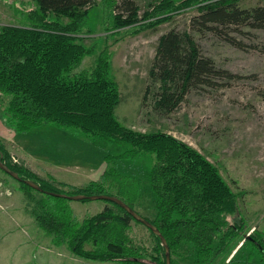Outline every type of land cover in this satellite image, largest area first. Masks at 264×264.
I'll return each mask as SVG.
<instances>
[{"label":"trees","instance_id":"obj_1","mask_svg":"<svg viewBox=\"0 0 264 264\" xmlns=\"http://www.w3.org/2000/svg\"><path fill=\"white\" fill-rule=\"evenodd\" d=\"M98 1L33 0L34 5L24 11L20 21L0 24V113L7 126L27 131L53 123L90 138L104 136L129 142L132 148L125 156L154 153L156 161L149 175L155 216L147 217L131 201L119 198L162 232L170 247L171 264L186 261V244H191L195 254L189 264H249L251 261L242 255L246 247L250 259L259 254L258 264H264V232L255 229L248 236L244 220L232 219L238 211L239 194L215 163L168 132L140 131L118 119L116 109L122 96L117 80L110 76L111 55L106 48L97 52L94 46H86L85 35H81L85 28L92 32L88 18ZM101 1L109 15L105 32L114 36L123 29L133 33L156 28L196 3L201 4L190 26L201 33L210 31L241 47L232 31L264 29V4L243 8L239 0H159L139 16L141 7L135 0ZM90 55L95 56L94 64L77 70ZM151 76L161 83L155 105L162 114L169 113L190 89L224 86L242 77L203 54L192 34L175 29L159 37ZM11 149L0 140V158L23 179L34 180L43 188L39 191L20 181L24 195L34 201V220L53 236L55 244L66 243L74 255L85 259L166 264V248L160 236L119 204L107 200L103 210L79 219L66 202L69 199L47 192L109 194L107 174L101 181L71 185V191L64 192L54 184V176L41 177L12 162ZM36 192L45 196L37 197ZM134 224L144 234L137 233Z\"/></svg>","mask_w":264,"mask_h":264},{"label":"rangeland","instance_id":"obj_2","mask_svg":"<svg viewBox=\"0 0 264 264\" xmlns=\"http://www.w3.org/2000/svg\"><path fill=\"white\" fill-rule=\"evenodd\" d=\"M7 1H0V22H7L3 24H15V20L20 21L34 5L33 0ZM135 1L141 7L139 16H143L144 12L159 0ZM200 4L196 3L188 9H183L156 28H146L133 33L131 29H123L120 34L114 36L105 32L109 15L106 6L99 0L89 13L88 28L92 32L88 33L85 28L81 35H85L83 43L86 46H94L97 52L106 48L111 55L110 76L117 80L122 96L116 109L120 122L140 131L168 132L192 145L215 163L232 189L239 194L238 211L232 219L237 222L244 220L249 236L255 229L264 232V29L246 27L244 30L248 33L232 31L231 35L241 42V47L219 38L210 31L201 33L190 26L191 19L198 14ZM259 4H264V0H239V5L243 8ZM171 29L192 34L203 54L213 58L219 67L230 69L242 77L224 86L190 89L169 113L162 114L155 105L161 83L152 78L151 68L159 37ZM94 61L95 56H87L77 70L90 68ZM1 107L0 105V109ZM0 140L6 148L15 149L10 152L12 162L23 164L30 169L23 161V153L33 160V169L45 173L39 174L41 177L55 176L57 182L54 184L61 186L59 189L64 192L71 191V184L62 186L59 180L87 183L93 179L101 181L104 174H107V179L110 178V184L107 186L109 195L131 201L133 206L147 217L155 216L149 175L156 161L154 153L143 152L135 156H125L124 153L132 148L129 142L104 136L91 139L53 123L39 125L27 131H16L7 126L1 113ZM71 166L81 167V173H69L67 176L63 170ZM107 171L111 172L108 174ZM0 174L20 187L21 182L1 168ZM37 181L40 179L37 178ZM0 194L11 193L7 189L0 190ZM35 195L45 196L42 192H36ZM53 202L55 203L54 200ZM66 202L73 206L83 204L82 215L77 210L74 212L78 217L97 213L108 203L105 199H69ZM25 224V231L18 237H31V245L28 249L22 246L19 250H14V254H10L8 264H21L19 260L22 257L26 259L25 264H35L37 260L40 262L39 257H33L30 251L31 248H37L36 245H40L39 249L69 255L67 244L55 245L53 236L44 232L34 218L31 223L26 219ZM137 227L139 226L134 224L135 231L144 234ZM249 251L246 247L242 252V255L246 256L245 261L258 264L259 254H254L250 259ZM183 254L186 255V261H181L180 264H189L195 256L191 244L185 245ZM70 256V259H67L55 254L54 261H48L46 264H122L82 259L74 257L72 252ZM6 260L5 258L4 262Z\"/></svg>","mask_w":264,"mask_h":264},{"label":"crops","instance_id":"obj_3","mask_svg":"<svg viewBox=\"0 0 264 264\" xmlns=\"http://www.w3.org/2000/svg\"><path fill=\"white\" fill-rule=\"evenodd\" d=\"M5 1H7V0H5ZM25 1H27V0H25ZM7 2H9V1H7ZM12 9L14 11V8H12ZM15 22H16V20H15ZM3 23H7V22H0V24H3ZM72 131H74V130H72ZM75 132H77V131H75ZM78 133H80V132H78ZM80 134H82V133H80ZM94 138H91V139H94ZM17 156L19 158H21L20 155L17 154ZM22 156H24L25 160H23V161L28 164V166L30 167V170L37 173L38 175L39 174L45 175V173H40L38 169H35V168L33 169L31 167L33 164L32 159L27 158L23 153H22ZM63 171L66 172L67 176H69V173L77 175V174L81 173L82 168L78 167V166L77 167L71 166L69 168H66ZM46 178H47V176H46ZM93 180H95V179H93ZM59 181L66 182V183L71 184V185H84V184H86L84 182L79 183V182H74V181H71V182H67L64 180H59ZM88 182H90V181H88ZM0 183H1L0 190L5 191L8 189L11 193V194H0V218H1V221H0V264H8L10 254L11 253L14 254V252H15L14 250H19L20 247H22V246H25L26 249H28L31 245L29 243V241H31V239H32L31 237L21 239L18 237V235L20 233L22 235V232L25 231V229H26L25 220L29 219V221L31 223V221L33 219V216L31 214V207H32L31 203H32V201H29L27 199V197L23 194V192L19 186L12 184L9 180H7L1 174H0ZM82 205L83 204H75L74 206L73 205H71V206L73 207L74 212H75V210H77L82 215L83 214L82 213V210H83ZM104 207L102 208V210L104 209ZM93 214H96V213H93ZM93 214H89V215H93ZM89 215H85L84 217L89 216ZM76 217L79 219L84 218V217H78L77 215H76ZM64 244H66V243H64ZM64 244H61V245H64ZM55 245H58V244H55ZM15 246H16V249H15ZM58 246H60V245H58ZM36 247L37 248H35V249L34 248L30 249L33 257L38 256L40 259V262H39V260H37L35 262V264H46L48 261L52 262V261H54V255L55 254L58 256H61V257L64 256L67 259H70V257H71L70 256L71 251L69 250V248H68L69 255L64 254V253H62V255H61L59 253L49 252L44 248L39 249L40 245H36ZM74 257H79V256L74 255ZM5 258L7 259L6 262H4ZM79 258H82V257H79ZM82 259H85V258H82ZM87 260H92V259H87ZM25 261H26V259L24 257H22L19 260V263L25 264L24 263ZM92 261H98V260H92ZM101 262H113L114 263V261H101Z\"/></svg>","mask_w":264,"mask_h":264},{"label":"water","instance_id":"obj_4","mask_svg":"<svg viewBox=\"0 0 264 264\" xmlns=\"http://www.w3.org/2000/svg\"><path fill=\"white\" fill-rule=\"evenodd\" d=\"M0 168L2 170H4L5 172H7L12 177H14L15 179H17L19 181L23 180L26 184L32 186L33 188H35V189H37L39 191L43 190L41 185L38 184L37 182H35L34 180L23 179L19 175V173L17 171L11 169L1 158H0ZM47 192L52 194V195L65 197V198L70 199V200H83V199H86V198H90V199H105V200H109V201H112V202H115V203L119 204L121 207L126 209L130 214H132L135 219H137L138 221H140V222L144 223L145 225H147L149 228H151L153 230V232H155L158 236H160V238L162 240V244L166 248V264H171L170 247H169V244H168L165 236L162 234V232L158 229L157 226H155L154 224L149 222L146 218L141 216L138 212H136L128 203H126L121 198H119L117 196H114V195L105 194V193L92 194V195H86V194H72L71 195V194H67V193H58V192H52V191H47Z\"/></svg>","mask_w":264,"mask_h":264},{"label":"built area","instance_id":"obj_5","mask_svg":"<svg viewBox=\"0 0 264 264\" xmlns=\"http://www.w3.org/2000/svg\"><path fill=\"white\" fill-rule=\"evenodd\" d=\"M14 159V161H17V159L16 158H13Z\"/></svg>","mask_w":264,"mask_h":264},{"label":"bare ground","instance_id":"obj_6","mask_svg":"<svg viewBox=\"0 0 264 264\" xmlns=\"http://www.w3.org/2000/svg\"><path fill=\"white\" fill-rule=\"evenodd\" d=\"M8 1H12V0H8Z\"/></svg>","mask_w":264,"mask_h":264}]
</instances>
